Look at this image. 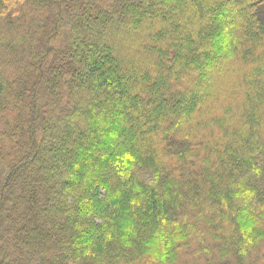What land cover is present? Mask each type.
<instances>
[{
    "label": "trees",
    "instance_id": "1",
    "mask_svg": "<svg viewBox=\"0 0 264 264\" xmlns=\"http://www.w3.org/2000/svg\"><path fill=\"white\" fill-rule=\"evenodd\" d=\"M0 264H264V0H0Z\"/></svg>",
    "mask_w": 264,
    "mask_h": 264
}]
</instances>
